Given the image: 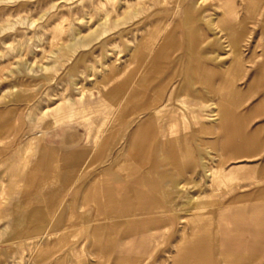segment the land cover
<instances>
[{
	"label": "rangeland",
	"instance_id": "374dc122",
	"mask_svg": "<svg viewBox=\"0 0 264 264\" xmlns=\"http://www.w3.org/2000/svg\"><path fill=\"white\" fill-rule=\"evenodd\" d=\"M224 3L219 8V0H0V264H99L103 261L102 253L92 254V238L90 246L70 251L73 242L88 234L89 228L77 215L87 208L92 213V189L82 188L74 199V207L64 215L75 226L51 238L41 237V231L25 219L39 202L32 205L31 200H21V195L31 187L32 181L38 187L42 174L54 177L72 167L90 168L97 159L94 155L101 140L114 131L119 137L118 130L123 129L122 139L92 170L108 166L118 150L128 151L135 128L146 119L153 120L151 132L160 128L167 139L164 149L169 164L176 162L192 167L198 160V150L206 156L202 171L189 173L191 182L184 183L180 189L175 225L157 232L161 236L158 250L166 252L162 256H171L164 242L173 229L191 227L198 234L208 235L210 246L222 245L224 206L228 207L236 230L244 228L242 218L249 216L255 200L231 201L223 196L237 197L258 184L237 190L233 179L209 181L206 172L218 166L219 157H216L217 133L207 131L211 125L208 120L212 119L208 115L214 110L215 88L227 56L226 44L218 29L230 20L227 9L234 3L242 19V38L246 39L240 42L244 69L232 85L233 90H241L236 109L241 115L248 116L256 108L255 115L246 124V134L252 135L255 142L245 154L228 159L222 167L225 172H246L248 178L241 180L243 183L264 178L257 174L264 173V0H224ZM218 17L220 20L214 25ZM166 31L173 32L175 38L167 48L165 55L168 56L162 60L169 58L171 62L176 55L180 57L160 74L150 72L153 69L145 59L146 78L152 82L145 85L150 89L144 90L139 84L138 71H122V65L128 60L131 46L142 40L147 52H151V40ZM185 31L189 32L187 36ZM192 39L204 41L196 48ZM111 61L119 68L117 71L108 65ZM193 66L197 74L192 73ZM158 77L162 84L157 85ZM131 84L134 85L129 88ZM159 85L166 87L160 89ZM110 91L119 92L115 104L106 95ZM68 98L73 102L68 103ZM191 98L194 107L189 108L200 110L202 115L200 130L187 125V119L192 121L190 116H185L182 123L186 108L180 105ZM173 122L178 125L167 130ZM66 128L69 130L60 141L55 131ZM56 137L61 145L76 144L67 149L54 143L48 147V140ZM188 137H192L189 148L194 156L184 159L181 151L184 152ZM147 141L138 139L130 148L135 158L139 159L143 153L142 159L155 157L149 150L158 144L159 138L153 135ZM47 149L53 153L49 152L50 158L42 152ZM77 149L90 151L92 157L84 161L73 154ZM42 155L46 158L40 159ZM47 161L52 164L47 165ZM149 165L150 161L142 164L141 169ZM209 185L219 200L209 208L193 210L195 202H190L191 197L204 199ZM48 186L53 199L60 202L74 192L76 184ZM256 204L257 208L264 206L258 201ZM214 250L210 249V264L236 263L234 257L239 253L219 254ZM148 258L145 255L141 264H147ZM248 264H264V251Z\"/></svg>",
	"mask_w": 264,
	"mask_h": 264
},
{
	"label": "crops",
	"instance_id": "0c3cea01",
	"mask_svg": "<svg viewBox=\"0 0 264 264\" xmlns=\"http://www.w3.org/2000/svg\"><path fill=\"white\" fill-rule=\"evenodd\" d=\"M161 81L160 78L157 85L162 84L163 81ZM123 82L125 84V81ZM132 85L134 84L128 85L129 88H132ZM141 87L144 90L150 89V87ZM164 87L166 86H158L160 89ZM118 94L117 91H110L106 95L115 104L119 97ZM152 121L146 119L137 125L129 142L128 151L123 153L118 150L108 166L92 170L93 166L100 165L103 158L109 156L112 148L122 139L123 129L118 130L121 132L119 137L115 136L116 131H114L101 140L97 153L94 155L97 156V159L92 162L90 168L86 166L72 167L68 169V172L57 174L54 177L42 174L38 187H35V181H32L31 187H28L25 194L21 195V200H31L32 205L38 201L39 205L35 204L30 211L31 216L26 214L25 219L31 220L32 227L40 230L42 237L51 238L53 235H60L75 226L70 217L64 215L66 211L74 207V199L77 194L82 188L92 189V213L91 208H87L77 215L82 220V224L89 228L88 234L73 242L70 251L76 252L85 245L90 246L92 238V254L102 253L104 256L103 261H99V264H141L144 262L145 255H149L147 264H210V249L213 248L214 252L219 254L222 252L231 255L239 253V257H235V264L252 263L264 251V206L257 208L256 204L258 201L264 205V184H262L264 178L245 181L246 183L236 182L237 190L252 184H258V186L246 193H239L237 197L230 196L231 194L223 196L231 201L242 198L252 199L255 200V203L249 216L242 218L244 228H240L239 231L234 227L235 224L232 222V215H230L228 207L224 206V212H221V218L223 215L225 221L222 245L210 246L208 235H203L202 232L198 234L199 231L193 230L191 227L183 230L173 229L164 242L168 245L166 247L171 256H162L166 252L158 250L157 245L161 236L157 232L161 228L175 225L174 213L176 214L178 206L176 198L180 189L186 181L191 182L189 173H198L197 169L202 171L203 158L206 156L201 155L198 150V160L192 167L183 166V163L179 165L176 162L169 164L164 149L167 139L161 134L157 136L158 144L149 150L155 156L152 160L142 159V155L145 153L141 154L139 159L135 158L133 150L130 148L135 145L136 140L143 141L145 139L144 127L152 125ZM170 125L178 124L173 122ZM68 130L66 128L55 131L60 135V141ZM48 141V147L50 143H54V146H63L64 149L76 144V142H72L61 145L60 142L57 143L58 137ZM145 141L148 142L146 139ZM56 143L57 145H55ZM192 143V137L185 140L184 159L194 156L192 148L189 149ZM42 152H45L46 157L50 158L49 152L51 151L49 149ZM72 152L84 161L92 157L90 151L85 149H77ZM181 153L183 152L181 151ZM46 157L42 155L40 159ZM216 157L218 158L217 155ZM40 161L42 166L45 165V161ZM148 161H150V165L142 170V164ZM46 164L50 165L52 162L47 161ZM118 167L120 171L117 170ZM47 168L49 167L47 166ZM76 169L78 170L76 171ZM180 177L181 180H179ZM184 180L186 181L183 182ZM70 182L76 184L74 192L60 202L55 201L52 197V189L48 184L63 186ZM208 188L209 193L204 199L203 197H191L190 202H195L193 210L209 208L216 200H219V196L213 195L212 189ZM169 197H171L170 200ZM28 206L29 204L26 205V207ZM246 255L252 259L247 258ZM217 263L223 264L221 261Z\"/></svg>",
	"mask_w": 264,
	"mask_h": 264
},
{
	"label": "bare ground",
	"instance_id": "6f19581e",
	"mask_svg": "<svg viewBox=\"0 0 264 264\" xmlns=\"http://www.w3.org/2000/svg\"><path fill=\"white\" fill-rule=\"evenodd\" d=\"M224 4H225L224 0H219V8H222L224 6ZM227 10H228L227 11L228 15L230 16V20L225 22V24L220 26L218 29L219 32L222 34L224 42L226 44L225 47H226V51H227V56H226L225 65L223 66V68L220 69L219 82L215 88L216 101L213 104L214 110H212L211 113H209V115H208V116H211L212 119L208 120V121H211V125L209 126L207 131L211 134L217 133V139H218V145H217V151H216L217 156L219 157L218 166L213 168V170H207V172H206V176L209 178V181H211L212 183H216L218 181H223V180L228 179V178L233 179L235 182H240L241 180H243L245 178L247 179L248 174L246 172L240 173L243 170H239V171L231 170V171L225 172L222 165L230 158L238 157L239 155L245 154V152L248 151V149L252 148V145L255 142L253 140L252 135L247 136V134H246V126L247 125L246 124H247V121H249V119L255 115L254 111L256 108L252 109L248 116L241 115L240 112H238L236 110L238 108V104H240V102L238 101L239 100L238 96L240 95L241 92H239V91H241V90H238V89H237V91L233 90V89H235V86L232 85L234 80L238 77L237 75L240 74L241 71L244 69L245 59L242 58V56H241L242 55V52H241L242 44L240 42L245 41L246 38L245 39L242 38V36L244 34L243 26L241 24L242 19L239 18L238 13H237V8H236V5L234 3H231ZM222 14H223V11L221 12V17H222ZM219 20H220L219 17L216 20H214V22H213L214 25H216V23ZM188 34H189V32L185 31V35L187 36ZM200 35H203V34L200 33ZM174 36H175L174 33L170 32V31L164 32L159 37L155 36L153 38V40H151V44H152L151 49H153V50H151V52H147L144 43L140 42L142 40H139L137 42V44H135L129 48L128 60H127V62H125L122 65L121 70L124 71V70H128V69H131V70L134 69V71H138V73H139V76H138L139 84L143 85L144 87H145V85L146 86L150 85L152 81L148 80L146 78L147 71L145 70V68H148V66L146 67V65H145L146 64L145 62H147V60H148V63L151 65V68L153 69V70H150V72L153 71L152 72L153 74H157V73L160 74L162 72H166L163 70L167 69V67H169L175 60H177L180 57V55H176L175 58L173 60H171V62L169 61V58L167 60H162V59H164L162 57L168 56V55L166 56L165 54L167 52V48L174 41V38H175ZM192 41H193L194 46L197 48L204 40L201 42H198L197 40L192 39ZM185 43L187 45V37H185ZM145 59H147V60H145ZM108 65L113 67V71H117L119 69L116 67V65L113 63V61H111L110 64H108ZM128 66H131V68H129ZM48 67H49V65H48ZM192 73L197 74L196 66L192 67ZM160 77H158V78L160 79ZM159 79H157V80H159ZM236 93H237V95H236ZM78 98L80 101L82 100V96H80ZM67 101H68V103H72L73 99L68 98ZM180 106H183L184 108H186L185 112L183 111L184 114L182 116V123L184 124V122L186 120L185 116H187V117L190 116L192 121L190 122L187 119L186 120L187 125L189 127L194 126V128L200 130V127L203 124L201 121L202 115H201L200 110L190 109L192 106L194 107V103H193L192 98L187 102H183V105H180ZM57 108H58V106H57ZM61 112L62 111L60 110V113ZM190 113H191V115H190ZM57 116H58V114H57ZM55 120L57 122L56 118H55ZM56 122H54V123H56ZM191 124H193V125H191ZM174 126L175 125H170V126L168 125L167 130L171 131L174 128ZM183 127H184V125H183ZM149 128H150V126L144 127V135H145L146 140H149L153 135L159 136L162 134L160 128L157 129L156 131H153V132H151L149 130ZM238 137L240 138L239 142L237 141ZM189 149H191V148H189ZM203 160H204V158H203ZM203 164H205V163H203ZM253 172L255 173L254 170H253ZM257 174H259L258 175V176H260L259 178H261L262 176L264 177L263 171H259V172H257ZM185 181L186 180H184L183 182H185ZM210 186L211 185H209V187ZM235 257H239V255L235 256ZM247 258H251V257L247 256Z\"/></svg>",
	"mask_w": 264,
	"mask_h": 264
}]
</instances>
